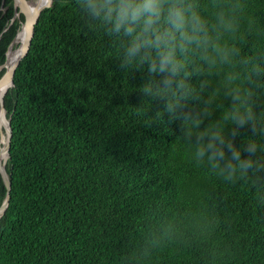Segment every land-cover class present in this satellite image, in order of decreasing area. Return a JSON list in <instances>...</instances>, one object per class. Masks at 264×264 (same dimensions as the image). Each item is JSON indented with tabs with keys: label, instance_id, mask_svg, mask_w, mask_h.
<instances>
[{
	"label": "trees",
	"instance_id": "1",
	"mask_svg": "<svg viewBox=\"0 0 264 264\" xmlns=\"http://www.w3.org/2000/svg\"><path fill=\"white\" fill-rule=\"evenodd\" d=\"M22 18L0 0V64ZM116 51L82 32L76 0L41 12L4 96L11 187L0 264H117L127 242L166 223L175 230L154 264H209L210 251L215 264H264L256 192L194 168L179 120L148 123L161 102L145 115L146 70L125 76ZM5 195L0 174V205Z\"/></svg>",
	"mask_w": 264,
	"mask_h": 264
},
{
	"label": "clouds",
	"instance_id": "2",
	"mask_svg": "<svg viewBox=\"0 0 264 264\" xmlns=\"http://www.w3.org/2000/svg\"><path fill=\"white\" fill-rule=\"evenodd\" d=\"M81 29L117 51L152 116L180 121L194 168L224 187L246 183L264 208V0H76ZM227 101V103H225ZM219 110V115H215ZM243 130V131H242ZM175 138V139H176ZM166 223L126 243L117 264H154ZM217 256L209 252V264Z\"/></svg>",
	"mask_w": 264,
	"mask_h": 264
},
{
	"label": "water",
	"instance_id": "3",
	"mask_svg": "<svg viewBox=\"0 0 264 264\" xmlns=\"http://www.w3.org/2000/svg\"><path fill=\"white\" fill-rule=\"evenodd\" d=\"M55 0H23L20 4L17 3L15 0V5L17 6V15L19 16L22 14L23 18L20 20V25L16 30L15 35L13 36L10 44L7 47L6 50V56L5 60L2 64H0V114L3 117V120L6 122V125L4 126V129L2 130L1 128V122H0V139L1 137L4 138V133L6 131L7 134V143L6 145L0 146V154L2 152L7 154V158L9 157V148H10V137H11V127H10V118L6 116V110L4 108V96L8 89L10 87H13L14 82H13V76L16 70V67L20 63L21 59L27 54L30 44H31V39L34 35V26L36 22L38 21V18L41 14V12L45 8L52 7L54 4ZM15 8V6H14ZM20 32H23L24 39L22 40L21 43H17V46L14 44L16 43V38L18 36H21ZM18 51L17 56L11 62L9 65L8 63V53L9 51ZM1 121V120H0ZM1 142V141H0ZM6 163V162H5ZM5 163L0 164V174L3 178L4 184L6 186V195L4 199L2 200V203L0 205V217L4 213V211L7 208L8 202H9V191H10V182L7 177V172L5 169Z\"/></svg>",
	"mask_w": 264,
	"mask_h": 264
},
{
	"label": "bare ground",
	"instance_id": "4",
	"mask_svg": "<svg viewBox=\"0 0 264 264\" xmlns=\"http://www.w3.org/2000/svg\"><path fill=\"white\" fill-rule=\"evenodd\" d=\"M17 1V3L18 4H20L21 2H23V0H16ZM14 6H15V13L17 14V6L15 5V0H14ZM20 34H21V36H18L17 38H16V43H21L22 42V40L24 39V34H23V32H20ZM10 44V43H9ZM17 45V44H16ZM6 53V52H5ZM8 53V56H9V58H8V64L7 65H9L11 62H13V60L15 59V57L17 56V54H18V51H17V49L16 50H14V51H9V52H7ZM0 93H1V90H0ZM0 122H1V127H2V125H5V126H7L6 125V122L3 120V117H2V115L0 114ZM10 127H11V125H10ZM0 141H1V144L2 145H6V143H7V134H6V131H5V135H4V138L3 137H1V139H0ZM5 159H7V154L6 153H4V152H2L1 154H0V164H4L5 162H6V160ZM7 177H8V174H7ZM8 180H9V178H8ZM10 182V181H9Z\"/></svg>",
	"mask_w": 264,
	"mask_h": 264
},
{
	"label": "rangeland",
	"instance_id": "5",
	"mask_svg": "<svg viewBox=\"0 0 264 264\" xmlns=\"http://www.w3.org/2000/svg\"><path fill=\"white\" fill-rule=\"evenodd\" d=\"M15 16L18 17V15H17L16 13H15ZM16 44H17V43H15L14 45L17 46ZM1 128H2V130H3V129H4V126L2 125ZM3 133H4V135H5V132H4V131H3ZM5 160L7 161V159H5Z\"/></svg>",
	"mask_w": 264,
	"mask_h": 264
}]
</instances>
